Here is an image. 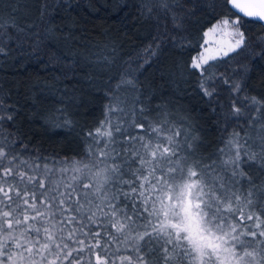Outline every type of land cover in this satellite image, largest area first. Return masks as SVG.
Here are the masks:
<instances>
[{"label": "snow or ice", "instance_id": "6c2138e0", "mask_svg": "<svg viewBox=\"0 0 264 264\" xmlns=\"http://www.w3.org/2000/svg\"><path fill=\"white\" fill-rule=\"evenodd\" d=\"M162 2L173 9L176 31L186 29L184 18L174 9L183 12L182 4L188 3L195 9L185 13L188 17L203 10L201 0ZM221 4L228 15L203 32V52L190 64L177 66L181 80L198 72L199 86L209 98L219 82L218 61L231 60L230 53L242 55L249 48L244 25L264 22V0H221ZM65 5L70 7L71 0H63L60 6ZM217 33L229 39L213 53L206 38ZM186 39L172 37L173 47L184 48ZM2 40L0 54H5ZM39 46L38 39L37 50ZM145 51L156 56L160 45ZM54 56L71 60L63 51ZM238 71L247 75L250 70L240 65ZM224 82L234 93L243 91L242 82ZM121 83L139 92L133 101L139 107L126 112L114 96L115 107L109 104L105 120L94 132H87L89 163L76 171L91 173L90 178L74 177L75 182L63 184L62 191L61 186L49 190L46 179L55 169L47 168L44 157L21 159L15 142L0 143V264H85L84 253L95 254V264H116V260L119 264H264V239H257L264 238V182L256 183L264 174V103L252 97L246 104L247 97L235 96L233 116L255 113L249 118L248 132L243 138L234 135L210 154L211 163H203L201 157L193 168L187 167L188 158L196 156L197 145L187 139L175 142L166 135L168 122L160 108L151 109L150 97L144 99L132 80ZM57 111L58 120L64 121L58 126L71 130L73 121L66 109ZM152 111L161 115L149 119ZM113 113L118 114L115 120L110 119ZM129 115L138 121L136 131L133 123L122 119ZM41 171L45 179L40 178ZM245 221L254 222V227ZM101 229L111 241L122 238L128 254L118 256V249L102 244Z\"/></svg>", "mask_w": 264, "mask_h": 264}, {"label": "trees", "instance_id": "16d2710c", "mask_svg": "<svg viewBox=\"0 0 264 264\" xmlns=\"http://www.w3.org/2000/svg\"><path fill=\"white\" fill-rule=\"evenodd\" d=\"M62 3L0 0V37L5 49V54H0V143L15 142L21 159L44 157L47 168L55 169L46 179L49 190L86 175L76 172V166L82 168L89 163L86 134L105 120L109 104L115 107L114 96L126 112L139 107L133 103L139 92L121 81L132 80L144 99L150 97V108H160L162 118L168 122L166 135L175 142L187 139L189 144L197 145L196 156L188 158L187 167L195 168L201 157L203 163H211L207 158L228 139L237 134L245 137L249 118L255 113L236 118L231 106L235 96L240 100L247 97L246 104L252 97L264 103L262 22L244 25L247 51L242 55L230 53L231 60L224 57L218 61L219 82L214 83L215 94L209 98L199 86V73L181 80L177 66L185 61L190 64L201 50L203 32L228 15L221 0H201L203 10L190 17L185 13L195 9L188 3L182 4L183 12L174 9L184 18L186 31L174 30L173 9L165 7L162 0H71L70 7H61ZM174 36L187 37L184 48L173 47ZM158 44V55L146 53L149 46L155 49ZM58 51L67 53L71 60L56 59ZM240 65L248 66L247 75L238 71ZM233 69L237 71L233 73ZM225 79L233 84L242 82L243 91L234 93ZM57 109H66L68 119L73 121L71 130L58 126L64 121L58 120ZM161 113L152 111L149 119ZM117 115L113 113L110 119L115 120ZM122 119L133 123L136 131L138 121L131 115ZM44 167L41 161V170ZM253 175L257 173L253 171ZM40 178L45 179L43 171ZM262 182L264 174L256 179L258 185ZM245 223L254 227V222ZM109 231L116 235L114 230ZM101 234L102 244L107 242L114 251L118 249V256L128 254L122 238L111 241L103 229ZM244 239L251 241L250 236ZM83 255L85 264L89 260L95 264V254Z\"/></svg>", "mask_w": 264, "mask_h": 264}, {"label": "rangeland", "instance_id": "374dc122", "mask_svg": "<svg viewBox=\"0 0 264 264\" xmlns=\"http://www.w3.org/2000/svg\"><path fill=\"white\" fill-rule=\"evenodd\" d=\"M206 31H208V29ZM204 39H205V37H204ZM206 39H208L209 41H211V43L208 44L206 47H208L213 53H215L216 49L221 46V43L223 41H227L229 38L226 37V36H223L222 34L217 33V34H212V35L208 36ZM201 52H203V48H201V50L199 51V53L197 55H199ZM76 167L77 168H81V166H76ZM94 171H95V169H94ZM76 172H78V171H76ZM86 175L89 176V177H91V173L86 172ZM62 190H63V187L61 188V191Z\"/></svg>", "mask_w": 264, "mask_h": 264}, {"label": "water", "instance_id": "95a60500", "mask_svg": "<svg viewBox=\"0 0 264 264\" xmlns=\"http://www.w3.org/2000/svg\"><path fill=\"white\" fill-rule=\"evenodd\" d=\"M264 24V22H262Z\"/></svg>", "mask_w": 264, "mask_h": 264}]
</instances>
